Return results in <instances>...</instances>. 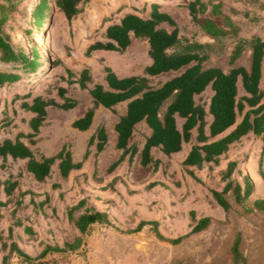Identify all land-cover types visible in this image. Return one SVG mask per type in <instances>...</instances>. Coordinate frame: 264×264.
<instances>
[{
	"label": "rangeland",
	"instance_id": "374dc122",
	"mask_svg": "<svg viewBox=\"0 0 264 264\" xmlns=\"http://www.w3.org/2000/svg\"><path fill=\"white\" fill-rule=\"evenodd\" d=\"M2 1L8 7L5 32L12 45L30 58L37 50L41 64L36 72L6 66L11 71H18L22 78L0 92V126L5 115L13 118L7 129L0 127V139L14 136L26 127L21 119L28 117L29 113L19 109L21 98L15 96L30 91L33 94L52 92L55 95L57 83L68 85L65 80L69 77L67 69L76 72L89 67L97 80H103L106 65L121 75L142 74L144 67L150 63L148 42L145 40H134L126 52H113L108 57L96 52L86 57L85 50L99 38L96 33L103 30L104 25L118 20L129 11L148 14L152 1H158L161 10L171 13L183 37L209 41L214 45L207 65L229 70L230 55L237 41L230 38L219 42L201 35L191 22L187 8L182 5L183 0H149L146 6L145 0H91L84 6L83 12L71 21L55 8L54 0H48L49 8L41 27L35 21V12L42 0ZM222 1L224 9L230 11L239 23L241 36L249 38L257 34L264 37V0ZM250 59L248 49L235 65L249 68ZM172 75L164 74L156 81ZM262 85L264 87V67ZM72 86L75 87L72 94L79 101L78 107L68 111L49 109L50 120L42 127L37 144L44 154H54L65 143L74 148L78 138L91 133L79 134L71 127L74 117L91 102L90 96L82 93L78 84ZM211 94L208 90L198 100L209 101ZM116 119L106 110L97 114V122L106 123L111 160L119 156L118 152H114L113 127ZM147 131L145 124H139L132 140L142 141ZM191 145L186 143L181 152L171 156L155 149V155L162 159V166L157 171L153 165L140 167L139 155L132 164L126 160L111 172L107 170L110 164L96 168L98 176L93 175V166L71 174L66 180L54 170L45 184L38 183L26 171L25 160L10 164L8 169H0V264L6 256H9L8 264H235L232 246L238 234L244 257L239 264H264V213L247 211L244 205L252 206L249 200L238 204L230 198L232 208L226 215L212 194L213 190L223 188L221 176L228 162L237 160L242 171L254 183L251 199L264 198L263 142L254 134H249L222 156L219 165L196 170L198 180L190 176L183 165ZM20 171L19 188L9 197L4 192L2 181L11 172L18 174ZM56 181L62 183L60 189H53L52 184ZM22 192L27 194L21 196ZM82 198L108 213L112 224L93 226L81 248L73 252L49 253L39 257L45 245H62L73 238L75 229L69 221L67 209ZM43 199L49 203L39 205L38 202ZM205 216L212 218L208 228L187 236L178 244L170 241L191 231L195 224L193 217L200 219ZM141 221H157L158 226L146 224L140 231L130 232ZM12 243L29 254L33 263L17 252L10 254Z\"/></svg>",
	"mask_w": 264,
	"mask_h": 264
},
{
	"label": "trees",
	"instance_id": "16d2710c",
	"mask_svg": "<svg viewBox=\"0 0 264 264\" xmlns=\"http://www.w3.org/2000/svg\"><path fill=\"white\" fill-rule=\"evenodd\" d=\"M90 1L54 0V6L71 21L83 12L84 6ZM144 2L146 6L149 0ZM181 3L188 9L191 22L202 34L219 42L230 38L237 39L230 55L229 70L207 65L214 45L211 42L183 37L175 18L168 11L161 10L158 1H152L149 3L151 10L148 14L140 15L131 11L104 25L103 30L96 33L99 38L91 42L85 50L86 57H91L97 50L124 53L134 40H145L148 42L151 62L144 67L142 74L122 76L106 65L103 80H97L89 67H83L76 72L67 69L69 77L65 80L68 85L57 83L55 95L52 92L33 94L31 91L16 95L15 98H21L19 109L31 113L32 116L22 117L26 127L21 128L14 136L0 139V169H8L10 164L25 160L26 170L38 182L45 183L52 177L55 165L64 179L69 178L73 169L83 167V161H73L68 145H64L52 156L33 148L39 140L41 127L50 120V108L71 110L78 106L79 101L72 94L75 88L72 85L76 84L82 93H88L92 97V101L85 114L73 122V127L81 131L89 130L100 107H105L118 116L115 124L116 149L121 150V154L108 167L110 172L126 160L132 164L137 154H141L140 165L143 168L153 165L157 171L162 166V159L155 155V149L165 156H171L181 152L186 143H191L183 165L186 172L198 180L196 170L219 165L222 156L249 134H254L261 140L264 149V37L257 34L249 38L241 36L239 23L230 11L224 9L222 0H183ZM48 8V0L40 1L36 8L35 21L40 27ZM7 11V5L0 0V92L22 78L18 71H11L6 66L12 65L18 69L22 67L24 70L36 72L41 64L37 50L32 52L33 56L30 58L12 45L5 32ZM249 48L250 67L235 65ZM168 73L173 75L156 81V78ZM208 90L212 92L209 101H199L198 97ZM120 109L125 110V113L120 114ZM12 122L13 118L7 114L1 126L7 129ZM142 123L147 125L150 132L143 134L142 141H133L132 138ZM108 143L106 125L100 123L89 138L84 160L90 155L89 148L92 145L96 146V154L99 155ZM21 176L22 171L18 174L11 172L2 181L7 196L15 194ZM221 177L223 188L213 190L212 194L226 215L232 208L230 198L238 204L249 200L252 206L244 205L247 211L258 210L264 213V198L251 199L254 183L242 171L239 161H229ZM60 187V183L53 184L55 189ZM25 194L27 193L22 192L21 196ZM32 202L35 200L32 199ZM46 202L41 201L38 204L44 205ZM67 216L78 231L73 240H66L62 245H45L39 257H45L49 253L73 252L80 248L93 226L112 224L109 215L91 206L86 198L69 207ZM193 219L195 224L191 231L171 239L172 243L178 244L187 236L205 230L212 223L210 216ZM146 224L158 226L157 221H141L130 232L140 231ZM240 244L241 237L238 234L232 246L235 264H239L244 258ZM14 252L33 263V258L16 243H12L10 247V254ZM8 259L9 256L4 257L2 264H8Z\"/></svg>",
	"mask_w": 264,
	"mask_h": 264
},
{
	"label": "crops",
	"instance_id": "0c3cea01",
	"mask_svg": "<svg viewBox=\"0 0 264 264\" xmlns=\"http://www.w3.org/2000/svg\"><path fill=\"white\" fill-rule=\"evenodd\" d=\"M150 10H151V8H150ZM188 10V9H187ZM129 12H131V11H129ZM170 13V12H169ZM171 14V13H170ZM200 34L201 35H203V36H207V37H209V38H211L210 36H208V35H204V34H202L201 32H200ZM212 39V38H211ZM199 41V40H198ZM200 42H202V41H200ZM209 42V41H208ZM148 49H149V46H148ZM248 50V49H247ZM246 50V51H247ZM249 50H250V52H251V49L249 48ZM245 51V52H246ZM97 54H99L100 56L102 55V56H104V57H108V56H110V54H112L113 52H116V51H113V50H97V51H95ZM119 53V52H118ZM150 62H151V59H150ZM148 65V64H147ZM116 72V71H115ZM118 73V72H117ZM119 74V73H118ZM121 75V74H120ZM128 75H131V74H128ZM122 76H127V75H122ZM79 89H80V87H79ZM85 94H88V93H85ZM89 95V94H88ZM90 96V95H89ZM90 101H92V97L90 96ZM90 104H91V102H90ZM90 104L89 105H87V107L81 112V114H78L77 116H75L74 117V119L71 121V127H72V129L74 130V131H76V132H78L79 134H84V133H88L89 131L91 132L89 135H87V137H80V139L78 138L76 141V146L74 147V148H72V147H70L71 145H69V144H67V143H65V144H63L62 146H61V148L64 146V145H68L69 146V148L71 149V151H72V158H73V161L74 162H81V161H83V167L81 168V169H73L72 171H71V173H70V175H69V177L71 176V174H74V173H76V172H78V171H80V170H84V171H86V170H89V168H91L92 166L94 167V172H93V175H97L98 176V174H97V169L96 168H100V166H102V167H104V166H106V165H108V164H112L114 161H116L118 158H119V156H120V154H121V150H119V149H116V142H117V134H116V132H115V124H116V122H117V120H118V116L117 115H114V114H112V112L109 110V109H107V108H105V107H100L97 111H96V114H95V116H94V120H93V124H92V126H91V128L89 129V130H86V131H81V130H79V129H77V128H75V127H73V122L76 120V119H78V118H80L81 116H83L84 114H85V112H86V110H87V108L90 106ZM78 107V106H77ZM75 109V108H74ZM71 110H73V109H71ZM100 110H106V111H109L113 116H116L117 117V119H116V121H115V123H114V127H113V131H114V133H115V143H114V152H118V154H117V156H118V158L117 159H115V160H111L110 159V152H109V150H108V146H109V144H110V139H109V143H108V145L106 146V148H105V150H103L99 155H97L96 154V146L95 145H92L89 149H90V155L88 156V158L87 159H85L84 160V156H85V153H86V151H87V149H88V141H89V138L95 133V131H96V129H97V127L99 126V124L100 123H104L103 121L102 122H97V114L99 113V111ZM65 111H68V110H65ZM25 113V112H24ZM119 113L120 114H123V113H125V110H123L122 109V112H120V110H119ZM30 116H32V114L31 113H29V116L28 117H30ZM50 118V117H49ZM142 124H144V123H142ZM105 125H106V123H105ZM146 125V124H145ZM25 126H26V124H25ZM42 127H44V126H42ZM42 127H41V129H42ZM146 127H147V125H146ZM107 128V127H106ZM41 129H40V133H41ZM147 133H149L150 132V129L147 127ZM108 133V132H107ZM77 134V133H76ZM109 135V134H108ZM38 138H39V140H40V134H39V136H38ZM39 140H38V142H37V144L39 143ZM37 144L35 145V146H33V148H38V146H37ZM61 148L57 151V152H59L60 150H61ZM39 150V149H38ZM40 151V150H39ZM41 152V151H40ZM57 152H55L54 154H56ZM112 152V151H111ZM43 153V152H42ZM44 154V153H43ZM54 154H51V155H47V154H45V155H47V156H52V155H54ZM139 155V159H138V165L140 166V167H142L141 165H140V159H141V154H137L136 156H138ZM135 156V157H136ZM135 159V158H134ZM129 162V161H128ZM134 162V161H133ZM109 165V166H110ZM108 166V167H109ZM108 167H107V169H108ZM148 167V166H147ZM147 167H145V168H147ZM143 168V167H142ZM54 170H57L58 171V173H59V176L63 179V180H66V179H64L62 176H61V174H60V171H59V169H58V166L57 165H55L54 167H53V173H54ZM27 171V170H26ZM28 172V171H27ZM29 173V172H28ZM53 173H52V175H53ZM31 174V173H30ZM32 175V174H31ZM33 176V175H32ZM34 177V176H33ZM50 179V178H49ZM49 179H48V181H49ZM36 180V179H35ZM37 181V180H36ZM47 181V182H48ZM38 182V181H37ZM47 182H45V183H47ZM38 183H40V182H38ZM45 183H42V184H45ZM54 183H60L61 184V187H62V183L61 182H59V181H56V182H54ZM53 183V184H54ZM53 184H52V187H53ZM107 186V185H106ZM105 186V187H106ZM60 187V188H61ZM60 188H56V189H60ZM53 189H55V188H53ZM83 199V198H82ZM82 199H80V200H82ZM79 200V201H80ZM41 201H47V199H43V200H41ZM41 201H39L38 203H40ZM78 201V202H79ZM88 201V203H89V200H87ZM77 202V203H78ZM46 203H49L48 201L46 202ZM77 203H75V204H73V205H76ZM90 204V203H89ZM73 205H71V206H73ZM91 206H93L92 204H90ZM71 206H69V207H71ZM95 207V206H94ZM96 208V207H95ZM97 209V208H96ZM98 210V209H97ZM98 211H100V210H98ZM101 212H104V211H101ZM106 213V212H105ZM108 214V213H107ZM110 218V217H109ZM111 220V219H110ZM96 225H102V224H96ZM76 232H78L77 230H75V233ZM84 243V242H83ZM83 245V244H82ZM81 245V246H82ZM81 246H80V248H81Z\"/></svg>",
	"mask_w": 264,
	"mask_h": 264
}]
</instances>
